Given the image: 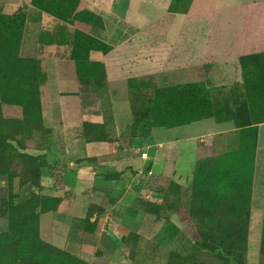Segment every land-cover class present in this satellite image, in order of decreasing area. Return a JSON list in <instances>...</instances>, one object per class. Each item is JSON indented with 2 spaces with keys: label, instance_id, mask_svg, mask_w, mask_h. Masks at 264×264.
<instances>
[{
  "label": "crops",
  "instance_id": "obj_1",
  "mask_svg": "<svg viewBox=\"0 0 264 264\" xmlns=\"http://www.w3.org/2000/svg\"><path fill=\"white\" fill-rule=\"evenodd\" d=\"M83 1L102 19L110 49L96 56L105 78L96 81L103 85H89L95 99L89 107L82 104L84 113L74 97L53 102L52 121L43 112L62 148L50 140L36 147L40 153L31 151L48 155L42 183L46 177L52 195L42 196L61 200L56 211L40 213L42 240L88 264H102L96 260L101 253L100 260L130 259L131 248L157 245L159 227L177 221L173 214L157 218L147 204L164 207L174 197L171 183L181 197L188 191L191 196L205 158L217 167L230 163L226 158H254L253 211L258 188L264 190V120H257L264 115L258 108L262 99L264 104V0H191L186 11L175 12L173 0ZM187 71L178 85L205 86L212 117L142 134L134 123V99L152 86H166L156 77ZM135 83L142 84L136 89ZM234 112L244 116L239 124ZM72 122L81 125L73 131ZM85 124L104 127L103 140L87 141Z\"/></svg>",
  "mask_w": 264,
  "mask_h": 264
},
{
  "label": "rangeland",
  "instance_id": "obj_2",
  "mask_svg": "<svg viewBox=\"0 0 264 264\" xmlns=\"http://www.w3.org/2000/svg\"><path fill=\"white\" fill-rule=\"evenodd\" d=\"M184 7V3L177 4V8ZM104 31V23L87 9L83 0H0V107L5 117L23 118L26 112L43 117L45 112L46 118L52 121L50 112L53 102L67 103L73 97L78 112L81 107V113H84L82 104L88 106L95 98L89 92V85L81 83L79 75H97L104 78L105 70L94 66L100 65V61H95L98 58L96 56L110 49ZM190 73L171 72L159 76L160 78L156 77L155 83L166 85L165 87L178 85ZM103 93L105 91H102ZM32 102L38 103L39 109L32 107ZM82 117V114H79L77 119L81 120ZM72 123L75 126L73 131L81 125L78 122ZM35 138L36 147L39 149L50 140L56 142L58 150L62 148L59 146V137L53 136L52 133L48 136L37 134ZM33 152L40 153V150ZM205 167L208 170V160L201 166ZM46 182L48 181L45 177L41 188L36 189L29 185L21 187L19 179L0 178V264H57L58 260H52V255L54 249H59L52 245V248L49 246L50 249L46 250L51 253L50 257L38 255L40 250L46 248L40 242L41 236L38 239L35 219L32 222L29 219V225L33 224L31 228L35 237H31L29 232L20 234L16 227L11 225L10 206L17 208L25 203L28 206L26 211L34 215L38 212L35 208L38 206H34V203L40 201L42 195H52L49 189H46ZM190 197L188 191L178 205L183 204L189 208ZM252 205L253 196L251 210ZM263 215L264 190L258 188L255 207L251 211L246 264H264V256L261 253ZM163 217L170 220L169 214ZM176 220L169 221L164 230L163 226L159 227L157 245L142 242L138 245L139 251L131 248L130 259L100 260L101 253L96 256V260L102 264H168L170 252L176 251L193 262L223 264L217 253L199 248L194 243L189 228L177 218ZM64 252L75 259L72 260L74 264H88L74 253L67 250Z\"/></svg>",
  "mask_w": 264,
  "mask_h": 264
},
{
  "label": "trees",
  "instance_id": "obj_3",
  "mask_svg": "<svg viewBox=\"0 0 264 264\" xmlns=\"http://www.w3.org/2000/svg\"><path fill=\"white\" fill-rule=\"evenodd\" d=\"M190 2L191 0H173L170 10L172 12L186 11ZM179 3H184L185 7L177 8ZM98 18L102 21L100 17ZM246 61L247 58L242 59V64ZM94 66L105 70L101 63ZM82 75H79L82 84L102 85V82H96L101 78L100 76ZM103 77L105 78V74ZM141 84L135 83L134 87L137 89ZM148 90L152 92H145L144 97L134 99L136 113L134 123L141 125L144 135L154 127L183 126L212 117L213 101L209 91L203 85L152 86ZM261 102L263 99L260 101L261 107H258L260 112L261 108H264V104ZM31 104L36 109L40 107L38 103L32 102ZM233 118L239 124L244 116H239L237 112H234ZM261 118L257 119L256 116L257 120H264V115ZM83 128V135L87 141L103 140L104 127L85 124ZM50 133L51 130L46 128L43 117L26 112L23 118H7L0 107V178L19 179L21 187L29 185L40 189L42 172L49 166L48 155L47 153L32 154L31 151L36 149L35 136L37 134L48 136ZM226 160H230V163L218 167L217 163L213 164L211 160H208V170L207 167L201 168L207 159L200 161L196 168L189 208L183 204L170 207L169 200H167L164 207L147 204L148 211L157 218L165 213L175 215L180 223L189 228L194 243L204 251L217 253L223 264H246L245 257L249 245L251 221L254 158H226ZM220 163L221 161H219ZM170 186L169 190L174 195L170 202H180L182 198L180 187L174 183H171ZM60 203V199L41 196V200L34 203V206H38L35 207L38 212H35L34 215L26 211L28 206L25 203L20 204L17 208L10 206L11 225L15 226L20 234L29 232L31 237H35L32 233L33 228H31L33 224L29 225V219L31 222L35 219L36 233L39 239L40 213L56 211ZM94 209L102 211L100 208L94 207ZM129 238L124 239V242L129 244ZM40 242L46 249L40 250L38 255L50 257L51 253L46 250L53 246L51 247L41 239ZM61 251L54 249L52 260L55 262L58 260L57 264H74L72 260L75 259ZM261 253L264 256V219ZM78 264L82 263L78 262ZM168 264L203 263L190 261L183 254L171 251Z\"/></svg>",
  "mask_w": 264,
  "mask_h": 264
},
{
  "label": "built area",
  "instance_id": "obj_4",
  "mask_svg": "<svg viewBox=\"0 0 264 264\" xmlns=\"http://www.w3.org/2000/svg\"><path fill=\"white\" fill-rule=\"evenodd\" d=\"M145 156H146V154L143 155V157H145Z\"/></svg>",
  "mask_w": 264,
  "mask_h": 264
}]
</instances>
